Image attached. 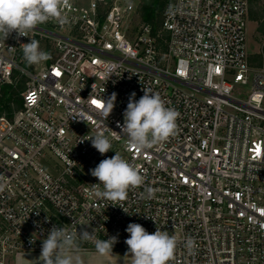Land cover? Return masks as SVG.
Returning <instances> with one entry per match:
<instances>
[{
  "label": "built area",
  "instance_id": "built-area-1",
  "mask_svg": "<svg viewBox=\"0 0 264 264\" xmlns=\"http://www.w3.org/2000/svg\"><path fill=\"white\" fill-rule=\"evenodd\" d=\"M133 1L69 0L67 24L0 38V90L14 71L27 79L18 107L0 115V264L41 252L53 226L128 247L130 223L176 237L170 264H264V68L247 62L246 2L174 0L156 34L144 25L130 40ZM35 38L55 58L33 74L21 44ZM233 84L250 86L246 98ZM144 89L179 117L175 136L140 152L120 133L131 94L139 100ZM113 93L105 117L100 105ZM98 132L112 143L103 155L90 140ZM115 152L145 184L113 205L94 195L90 170Z\"/></svg>",
  "mask_w": 264,
  "mask_h": 264
},
{
  "label": "clouds",
  "instance_id": "clouds-1",
  "mask_svg": "<svg viewBox=\"0 0 264 264\" xmlns=\"http://www.w3.org/2000/svg\"><path fill=\"white\" fill-rule=\"evenodd\" d=\"M69 7V0H0V38L6 40L13 32L17 33V38L29 37L28 34L38 25L49 20L65 25L69 22L65 14ZM21 46L23 60L29 66L50 58L35 39H30V42L22 43ZM135 95V92L131 94L123 113L124 122L120 134L127 137L130 148L143 152L177 134L176 121L179 113L167 107L158 93L144 89V95L139 100H135ZM115 98L116 94L113 93L109 100H103L100 105L105 117L113 110ZM90 140L101 155L112 150V143L103 132H98ZM90 172L99 181L94 184V195L111 201L113 205L125 201L130 189L145 184V177L139 170L116 152L113 157L101 160ZM100 185L103 186L102 190ZM156 191L152 187H146V198L153 199ZM141 196L145 198L143 193ZM126 232L129 233L125 240L128 246L126 255L131 256V264H170L173 260L178 241L167 231L158 227L150 234L141 224L130 223ZM91 240L95 241V249L101 256L111 255L112 248L117 243L116 237L101 240L87 230L78 232L53 226L42 241L38 264H83L81 245ZM186 244L191 249L194 241L189 239Z\"/></svg>",
  "mask_w": 264,
  "mask_h": 264
},
{
  "label": "trees",
  "instance_id": "trees-1",
  "mask_svg": "<svg viewBox=\"0 0 264 264\" xmlns=\"http://www.w3.org/2000/svg\"><path fill=\"white\" fill-rule=\"evenodd\" d=\"M173 1L174 0H134L133 9L130 12L129 21L125 29L126 37L132 40L139 29L144 25L150 26L152 34H156L163 20L165 6ZM245 2L246 20L255 23L256 31L259 32L261 36H264V0H245ZM35 40L39 41L41 50L49 54L50 58L45 62L47 65L50 64L55 58L54 52L50 48V43L46 40H38L36 38ZM159 43L161 44L160 41ZM247 62L251 67H259L264 64V46H262L261 51L258 53H248ZM24 66L31 70L32 66L27 65L25 61ZM16 76V71H14L12 75L15 79L14 83L5 84L0 90V115L4 113L6 116H10L11 102L15 104V108L18 107V93L24 89L27 79L23 76L18 78Z\"/></svg>",
  "mask_w": 264,
  "mask_h": 264
},
{
  "label": "rangeland",
  "instance_id": "rangeland-1",
  "mask_svg": "<svg viewBox=\"0 0 264 264\" xmlns=\"http://www.w3.org/2000/svg\"><path fill=\"white\" fill-rule=\"evenodd\" d=\"M72 1L77 4H86L89 0H72ZM262 46H264V36H261L260 33L256 31L255 23L246 20L245 22V51L247 52V54L248 53L249 54L258 53L261 51ZM46 66L47 64L45 61L37 65H32L31 67L32 73L35 74L36 72L42 70ZM254 68H264V64H262L259 67H254ZM233 86H234L233 94L235 96L241 99L246 98L247 92L250 90L249 85L241 86L239 84H233ZM259 136L260 135L256 134L254 135V138L259 137ZM83 252H87V253L89 252L91 254L82 255ZM113 252L115 253L114 255L115 257H120L121 255H124L126 256V258L129 259V263L131 262V256L126 255L128 253V247L112 248L111 255H105V257H101L100 255H98L99 253L96 254L97 251L95 249V241L87 243V244H82L80 256L82 257L83 264H116L115 263L116 260L109 259L114 254ZM21 254H22V257L19 260L20 264H38L41 252L24 251V252H21ZM13 256L14 255H10V256L6 255V257L8 258L7 264H9V261L11 258H12V262L17 263L16 257H13ZM40 264H42V262H40Z\"/></svg>",
  "mask_w": 264,
  "mask_h": 264
},
{
  "label": "crops",
  "instance_id": "crops-1",
  "mask_svg": "<svg viewBox=\"0 0 264 264\" xmlns=\"http://www.w3.org/2000/svg\"><path fill=\"white\" fill-rule=\"evenodd\" d=\"M114 253V252H113ZM84 254H91V253H87V252H83L82 253V255H84ZM96 254H98V253H96ZM81 255V254H80ZM98 255H100V254H98ZM115 255V253L109 258V259H114V260H116L115 261V263L116 264H131V262L129 263V259L128 258H126V256H124V255H121L120 257H115L114 256ZM101 256V255H100ZM13 257H16V261H17V263L15 262H12V258L10 259V261H9V264H20V262H19V260H20V258L22 257V254L21 253H18V254H16V255H14ZM101 257H105V256H101Z\"/></svg>",
  "mask_w": 264,
  "mask_h": 264
},
{
  "label": "snow or ice",
  "instance_id": "snow-or-ice-1",
  "mask_svg": "<svg viewBox=\"0 0 264 264\" xmlns=\"http://www.w3.org/2000/svg\"><path fill=\"white\" fill-rule=\"evenodd\" d=\"M93 104H96L97 102L96 101H92ZM99 106V105H98Z\"/></svg>",
  "mask_w": 264,
  "mask_h": 264
}]
</instances>
